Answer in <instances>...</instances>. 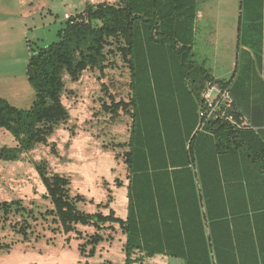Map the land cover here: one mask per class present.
I'll return each mask as SVG.
<instances>
[{
  "label": "trees",
  "instance_id": "1",
  "mask_svg": "<svg viewBox=\"0 0 264 264\" xmlns=\"http://www.w3.org/2000/svg\"><path fill=\"white\" fill-rule=\"evenodd\" d=\"M249 2H244L242 58L229 81L217 82L230 87L236 117L247 114L256 129L200 119L201 94L215 77L194 58L198 0L88 3L58 31V41L45 47L30 44L27 75L36 99L22 109L0 97V129L18 142L0 147V160H19L48 143L71 117L63 102L65 77L77 81L89 69L103 70L108 53H120L130 67V98H113L106 109L123 110L132 118L123 154L130 203L127 219L113 210L90 213L81 206L86 198L72 194L70 177L53 172L47 159L33 161L53 207L42 211L21 199L0 201L6 215L24 219L18 230L23 241L32 239L30 218L52 216L65 233L78 232L79 225L95 227L92 234H80L84 256H94L99 244L113 239L105 232L116 231V223L127 235L124 264H144L158 254L186 264H245L238 220L260 209L254 196L264 194V15ZM194 185L199 187L196 212ZM10 247L0 243V251Z\"/></svg>",
  "mask_w": 264,
  "mask_h": 264
},
{
  "label": "crops",
  "instance_id": "2",
  "mask_svg": "<svg viewBox=\"0 0 264 264\" xmlns=\"http://www.w3.org/2000/svg\"><path fill=\"white\" fill-rule=\"evenodd\" d=\"M116 1L117 0H13L11 2H0V28H2L0 31L2 37L1 40L3 43L8 42L12 45L8 49V57L5 56L7 57L6 60H2L3 62L0 65V97L7 99L14 106L22 109H28L34 104L36 90L30 83L27 75V66L31 55L30 44L32 41L30 34L32 31H34L32 33L34 36L40 34V32L37 33L36 31L40 30L42 27L54 26L59 31L61 29L59 28L60 25L68 21L66 14L75 17L77 14L83 12L88 3H113ZM244 2L245 0H239V19L235 29V49L232 62L229 63L228 66V78L216 76L214 71L208 67L206 59L200 61L204 62L207 69L213 74L215 77V81L213 80V82L215 83H218L219 81L226 83L229 81L235 74L238 64L240 63L239 61L242 58L241 54L243 48L241 47V44H243V42L240 38L243 31V24L246 20V7ZM250 4L258 5V15L259 12H262V16L264 15V0H251V2H249V5ZM209 7L211 12L215 11V5L210 4ZM256 9H254V11ZM45 12L51 15L49 22L45 20ZM203 18L204 10L201 8L200 0H198V12L194 27V45L196 42V32L198 30L199 22ZM15 28L19 29L18 32L14 30ZM27 51L29 54L27 62L24 64L23 71V64H21V61L24 59L25 52ZM21 55H23V57ZM262 56L264 60V50L262 51ZM18 61L19 63H17ZM18 65L20 68L17 67ZM261 72L264 74V69H262ZM218 84L221 85L220 83ZM221 86L227 87L223 85ZM227 88L230 90V87ZM88 93L89 91L86 92V94ZM83 105L87 107L90 105V101L86 100ZM82 109L83 108H81V110ZM69 111L71 114L69 121L60 125L55 130V132L49 137L48 143L38 145L35 149L23 154V157L19 160H0V180L2 179L6 181L8 180L6 176L9 177L11 181L10 187L6 188H9L10 192L13 194L12 197L0 198V201L21 199L25 204H30L27 203V200H32L31 203L37 205L41 204V201H44L48 207L52 208L53 205L48 199L47 188L33 163V161L47 159L50 163V169L53 172L70 177L72 194H81L86 198V201L81 204L84 210L90 213L101 211L105 215H108L110 211L113 210L116 217L127 219L130 203V179L128 177L129 173L126 163L123 162L122 164H119L120 159L117 158L114 153L105 152L103 154L101 150H94V152H91L89 149L92 147V144L96 143V140H94L92 136L94 129L88 126L86 122L84 124V120L86 121L87 119H83V117L87 114L80 115L79 117L75 115L76 117H73L72 111L70 109ZM237 119L239 120V123L242 124V126L238 127L256 129L247 114L243 113L237 117ZM211 120L214 121V119ZM76 123L79 127L75 130L76 133H74L71 129ZM202 125L198 126L197 129L201 130ZM17 144L18 142L16 138L7 129H0V147H12ZM53 147L56 148L57 152H53ZM39 150L42 153H38ZM75 156L78 157L74 159ZM27 167H29L28 170ZM28 172H32L34 177H27ZM118 180H120L121 184H118ZM23 186H26V188H29L30 190L26 193V196L22 193ZM185 186L186 188L193 187L191 184ZM255 186L257 192V186H259L257 181H255ZM190 192H192V190ZM198 194L199 187L194 185V212L198 209ZM254 203L261 208L255 213H250L245 217L240 216L238 220L241 257L245 264H264V194L259 191V194L254 196ZM107 204L109 205L107 206ZM168 213L172 214L173 209L169 208ZM113 225L116 228V231L112 232L114 240H105L99 244L94 256H81L79 245L82 243L83 239L78 240L77 250L80 259H85L86 263L92 262V260L93 262H96L97 260L100 262L99 264H113L110 260H115L114 253L122 252V254L120 253V261L118 262L119 264L125 263L126 254L124 247L127 241V235L122 232L119 224L115 223ZM84 227L88 228V231L84 230V236L87 235L86 232L92 234L96 231L95 227L92 225ZM194 228H196V223L194 224ZM78 229L82 230L79 227ZM216 231L217 233L224 232V227L222 229L216 228ZM6 236L7 232L0 234V243L5 245L4 242L10 240L11 247L9 250L0 252V264H33L35 262L38 264H61L54 258V253L51 250L47 249L46 254H42L38 248L35 249V245L33 244L37 242L36 239L31 242H23L12 240ZM105 243H108L109 245H106ZM103 248H108L110 252H108L107 249L103 250ZM158 260L165 262H158ZM151 263L186 264L181 258H174L163 254H158L145 259L144 264Z\"/></svg>",
  "mask_w": 264,
  "mask_h": 264
},
{
  "label": "rangeland",
  "instance_id": "3",
  "mask_svg": "<svg viewBox=\"0 0 264 264\" xmlns=\"http://www.w3.org/2000/svg\"><path fill=\"white\" fill-rule=\"evenodd\" d=\"M5 1L11 2L13 0H0V2ZM210 4L216 6L214 12L210 11ZM200 5L204 10V18L199 22L196 32V42L194 45L195 59L199 62L206 59L208 67L214 71L216 76L228 78V66L229 63L232 62L235 49V29L239 19V0H200ZM44 15L46 16L45 20L49 22L51 15L47 12H45ZM65 25L66 22L62 23L59 28ZM1 30L2 28H0V31ZM14 30L18 32L19 29L15 28ZM33 32L34 31L30 34L32 41L31 45L33 47H45L59 40L58 29L54 26L42 27L40 30L36 31L37 33L40 32L37 36H34L32 34ZM1 39L2 37L0 35V65L8 57V49L12 46L8 42H4V44ZM28 54V51L25 52L24 59L22 60L23 62L21 61V64H23V71ZM21 56L23 57V55ZM19 61L17 63H19ZM17 67L20 68L19 65ZM130 75L129 64L122 54L109 52L103 70L89 69L84 72L83 78L77 81H72L68 76L65 77L66 87L63 94L65 105L72 111L73 117L87 114L83 117V119H87L86 121L84 120V124L86 122L88 126L94 129L92 136L94 140H96V143H94L95 145L92 144L89 150L91 152H94V150H101L103 154L105 152L114 153V155L120 159L119 164L124 162L123 154L127 149L132 118L123 110L119 112L108 111L106 106L112 104L113 98L117 102L120 100H129ZM87 91H89L88 94H86ZM85 99L90 101V105L87 107L83 105L86 101ZM81 108L83 109L81 110ZM78 127L79 125L77 123L74 124L71 129L72 132L76 133L75 130H77ZM38 153L42 152L39 150ZM77 157L78 156H75L74 159ZM28 168L29 167H27V170ZM6 177L8 180H0V198L13 196L9 188H6L10 187L11 182L9 177ZM27 177L34 176L32 172H28ZM29 191V188H26V186L22 187L23 195L26 196V193ZM31 201L32 200H27V203L30 204L26 205L37 209V205L31 203ZM46 207L47 204L44 201L38 204V209H42V211H45ZM23 221L24 219L20 215H6L4 211L0 209V234L7 232L6 237L12 240L23 241L24 235L18 232ZM30 223L32 227L28 231L32 239L27 241L31 242L39 237V240L36 243L33 242V245H35V249H39L40 253L46 254L47 249L51 250L54 253V258L61 264L100 263L97 260L96 262L92 260V262L86 263L85 259H80L77 250L78 240L83 239L82 243L85 241V237L80 238V234H83L85 232L84 230L88 231V228L84 226L89 225H79L78 227L82 230L65 233L63 229L60 228V225L53 222L52 216H48L46 219L40 217L37 221L30 218ZM109 231L110 229H108V232H105L106 236L113 235V233ZM86 233L88 234V232ZM109 240L110 238L108 241ZM112 240H114V236ZM9 241L10 240L4 243L10 245ZM105 244L109 245L108 243ZM106 249L108 250V248H103V250ZM6 250L7 249L0 252ZM108 252H110V250H108ZM120 253L122 254V252L114 253L115 260H110V262L119 264ZM81 256L85 257L84 255ZM158 262L164 263L165 261L158 260ZM33 264L38 263L35 262Z\"/></svg>",
  "mask_w": 264,
  "mask_h": 264
},
{
  "label": "built area",
  "instance_id": "4",
  "mask_svg": "<svg viewBox=\"0 0 264 264\" xmlns=\"http://www.w3.org/2000/svg\"><path fill=\"white\" fill-rule=\"evenodd\" d=\"M72 15L66 14L67 20H72ZM234 110V97L229 88L218 83L209 82L203 91L201 99L200 117L202 120H224L234 125L242 126ZM244 124V123H243Z\"/></svg>",
  "mask_w": 264,
  "mask_h": 264
}]
</instances>
